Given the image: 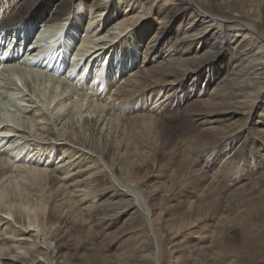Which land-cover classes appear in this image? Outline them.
Listing matches in <instances>:
<instances>
[{"label":"bare ground","instance_id":"obj_1","mask_svg":"<svg viewBox=\"0 0 264 264\" xmlns=\"http://www.w3.org/2000/svg\"><path fill=\"white\" fill-rule=\"evenodd\" d=\"M1 56L0 143L15 131L4 121L21 127L0 156V264H156L144 212L159 234L163 223L206 230L219 214L243 234L218 238L221 256L252 254L264 227V0H0ZM44 61L67 89L49 79L23 93L16 75ZM83 106L98 116L83 119L82 138L28 130ZM164 185L184 195L177 220ZM116 227L111 260L102 241Z\"/></svg>","mask_w":264,"mask_h":264},{"label":"rangeland","instance_id":"obj_2","mask_svg":"<svg viewBox=\"0 0 264 264\" xmlns=\"http://www.w3.org/2000/svg\"><path fill=\"white\" fill-rule=\"evenodd\" d=\"M104 1H110V0H104ZM154 4V3H153ZM155 5V4H154ZM81 7V9H83L82 8V5L80 6ZM79 7V8H80ZM78 8V9H79ZM138 10H140L141 11V7L138 9ZM147 17H149L147 20H152V23H154L155 24V19H154V17H153V15L152 14H148L147 16H146V18ZM85 20L86 19H84L83 20V23L85 22ZM68 24H69V22H68ZM182 26L183 27H185V26H187V24H186V21H184V23L182 24ZM137 28V27H136ZM138 29V28H137ZM130 32H132V30L130 29V31L129 32H127V33H129V34H131ZM149 33V32H148ZM128 34V35H129ZM147 34V33H146ZM150 34V33H149ZM149 34H147V36L148 37H150V35ZM34 36V35H33ZM146 36V35H145ZM145 36H143V37H145ZM148 37L146 38V40L145 41H147L148 40ZM78 41V39H76V41L74 42V44L76 43ZM28 42V40L25 42V44ZM74 44H73V46H74ZM142 49H143V46L141 47ZM70 52V51H69ZM74 58V56H71L70 57V61L72 60ZM49 64L50 63H47V61H44V63L42 64V65H44V66H46V67H40L41 69H37V70H39V71H36V72H34V77H32V75L30 76L29 74H27V76H25V78H23V79H21L20 77H18L17 75H16V72H15V75H16V79H15V81L17 82V85H18V87L20 88V89H23V93H28V91L26 90L27 89V87H26V84H28V85H30L31 87H33V86H35V84H37V85H39V84H41V83H44V82H46V81H44V80H49V79H51L50 81H48V84H50L49 86L50 87H48V88H52L51 86H53V84H56V86H57V90H58V92L60 91V89H67V85H65V84H62V83H60V85L62 84V87L61 88H58L60 85L58 84L59 83V75L58 74H61L62 73V69L61 70H59V73L57 74L58 76H55V75H52V74H49L50 75V77H48V73L50 72V71H48L47 72V69H50L51 67H49ZM84 63L82 62V64H81V66L83 65ZM51 65V64H50ZM48 67V68H47ZM30 68H33V67H30ZM89 69V67H88V65H87V70ZM86 71V70H85ZM14 73V72H13ZM18 74V73H17ZM45 74V75H44ZM14 75V76H15ZM61 75H63V74H61ZM42 76V77H41ZM20 78V79H19ZM31 78V79H30ZM41 79V80H40ZM20 80V81H19ZM23 80L25 81L26 80V82H28V83H26V82H23ZM40 80V81H39ZM43 80V81H42ZM53 81L55 82L56 81V83H53ZM20 82V83H19ZM22 85V86H21ZM33 85V86H32ZM36 85V86H37ZM25 86V87H24ZM22 87V88H21ZM24 87V88H23ZM66 87V88H65ZM48 88H46L48 91L46 92L47 94V96L49 95V91H50V89H48ZM103 89V88H102ZM102 89H100V90H102ZM26 90V91H25ZM245 92V91H244ZM191 93V92H190ZM189 93V95H195V92H192L191 94ZM239 93H241V92H239ZM253 93H254V91H253ZM74 91L71 89V88H69L68 89V91H67V94H66V97L68 96V97H70L71 99H73V97L75 98L76 97V95L74 96ZM46 95H44V97H42V98H40V100H41V103L43 104V105H45L46 104V102H47V100L49 101V99H50V97L48 98ZM182 95H184V93L182 94ZM183 97V96H182ZM2 107H3V109H2ZM4 108L7 110V108H9L8 106H6L5 107V105L3 106V105H1L0 104V112H2L3 110H4ZM194 109V107H192L191 105L190 106H188V109ZM82 110V112L80 111V112H78V113H75L74 115L73 114H71V112L69 111V112H65V113H63L64 115H62L61 114V112L60 113H58V114H53L52 112L53 111H50V112H46V115L43 113V119L40 121V122H36V123H34V121H31L32 123H28L27 124V127H28V130H30V134H33L36 130L37 131H40V133H42V132H45L44 133V136L45 137H52V138H56L55 140L57 141V143H60V142H62V143H64V144H67V142L68 141H66V140H64L65 138H66V136L68 135V134H72V132L73 133H75V138H82L83 136H84V134L86 135V134H88V133H86V131L85 130H87L85 127H84V124H83V119L87 116V117H96V115L97 114H95V113H89V111H86V110H83L84 109V106L81 108ZM262 111V110H261ZM84 112V113H83ZM52 113V114H51ZM70 113V114H69ZM261 115H262V117H263V120H264V112L262 111V113H260ZM46 117H45V116ZM54 115H55V117H54ZM103 115V114H102ZM98 116V115H97ZM248 119V120H247ZM249 119H250V117H248V118H244V121L243 122H245V121H249ZM6 122V123H5ZM7 123H9V124H7ZM39 124V125H34V124ZM3 125H6V126H10L13 130H15V131H13L12 133H11V135H9V136H6L5 137V139L3 140V141H1V143H0V156H4V154L6 155V153H8V151H11L12 149H11V147H12V145H11V143H13V142H11L10 140H12V138L15 136L14 135V133L21 127H19V128H17V126H12V123L10 122V120H8V122L7 121H4V123H3ZM246 125H247V123H246ZM1 126V125H0ZM15 129H14V128ZM17 128V129H16ZM23 128V127H22ZM30 128V129H29ZM37 128V129H36ZM38 128H40L39 130H38ZM24 129V128H23ZM33 129H34V131H33ZM36 129V130H35ZM79 131H80V133H79ZM81 134V135H79V134ZM46 134V135H45ZM18 136V135H17ZM26 136V135H25ZM61 136V137H60ZM64 136V137H63ZM78 136V137H77ZM12 137V138H11ZM62 137L64 138V139H62ZM58 139H60V140H58ZM25 139H21V143H23V142H25L24 141ZM62 140V141H61ZM248 140V139H247ZM60 141V142H59ZM93 141V139H90L89 140V145H90V142H92ZM243 141V142H242ZM249 141V140H248ZM244 142H245V140L242 138V139H240V141L238 142L239 143V145H243L244 144ZM21 143H16L15 145H19V144H21ZM258 143H259V141H258ZM245 144H247L248 145V142H246ZM84 146H85V144H83ZM10 146V147H9ZM254 146V145H253ZM252 146V147H253ZM200 147H202V148H200ZM207 146L205 145V143H199L197 146H196V150L198 149V150H204L205 148H206ZM247 147V146H246ZM10 148V149H9ZM83 148H85V147H83L82 146V149ZM87 149H90V147L89 148H86V150ZM2 152H4V153H2ZM2 153V154H1ZM55 157L56 156H58V154H56L55 153V155H54ZM222 157H224V156H222ZM58 158H60L59 156H58ZM206 159V158H205ZM56 160L58 161L59 159H56L55 158V162H56ZM207 161H210V157L209 158H207L206 160H203V161H201V162H206V164H207ZM205 164V165H206ZM217 166H215V168H216ZM256 172V176H259L261 173H264V168H261L259 171H255ZM258 173V174H257ZM258 178V177H257ZM210 178H207V181H206V184L204 185L205 187H206V185L208 184V180H209ZM165 180H167V178L166 179H164V181ZM167 183V181L165 182V184ZM209 185V184H208ZM207 185V186H208ZM210 186V185H209ZM208 186V187H209ZM214 185H212V186H210L209 188H211V189H213V190H215L214 189V187H213ZM164 188H165V192H166V195H167V197H169V198H172V200H171V202L169 203L170 204V206H171V208H168V213H167V218L168 219H171V220H177L176 219V217L178 216L177 215V213H178V211H180V208L181 207H184L185 208V198H184V195H183V193H181V192H178V190L177 191H174V192H172L171 190V188H169V186H167V185H164ZM209 188H207L206 187V191L208 192L210 189ZM189 189H187V191H188ZM164 192V191H163ZM164 192V193H165ZM186 192V191H185ZM174 193V194H173ZM180 193V194H179ZM196 193H200V191L199 192H196ZM195 193V194H196ZM209 193H211V192H209ZM174 195V196H173ZM210 195V194H209ZM191 196V195H190ZM196 197V196H195ZM178 198H180V199H178ZM228 198V197H227ZM182 199V200H181ZM194 200L196 199V198H193ZM237 198L235 197L234 199H232V200H236ZM180 201H182V202H180ZM177 202H178V204H177ZM206 206L207 205H204L202 208H201V210H200V212H204V210H205V208H206ZM176 207V208H175ZM229 207V206H228ZM232 207H233V204H232ZM227 208V207H226ZM225 208V211H227V212H229L230 210H228V209H226ZM142 213V212H141ZM180 213H182V212H180ZM5 215V214H4ZM216 215V216H215ZM215 215H213L212 217L213 218H210L209 220V222H212V223H209L210 225H212L213 223V225L212 226H210V228H209V226L206 228V230L205 229H203V227L202 228H199V232H194V227H197V225L196 226H194L193 228H182L181 230H178V232H175V230H174V228H169V229H167L168 227H166L165 226V224L163 223L161 226H163L162 228H163V231L161 232V234H159L158 232L156 233L155 232V230H156V228L158 227L157 225L156 226H154V222L152 221L151 222V218L149 217V214H146L145 212H144V214L142 213V217H141V219L144 221V224L146 225V228H147V230L148 229H150V230H148L147 232H148V234L149 235H151V236H153V237H151L154 241L152 242L153 243V245H154V249H155V251H156V255L158 256V259H159V261H157V257H156V264H264V227H258V226H256L257 228H259V230L257 231L258 232V234H256L255 233V236L254 237H256V238H254V237H252V238H254V239H252L253 241H252V244H253V249H251L249 252H252V254H249L248 252H246V253H244V251L243 250H240V253L239 254H237V256H236V258H234V255H232V253H230V254H225V256H221V253L219 252V250L217 251V246H218V244H217V241L218 240H220V239H218V238H220L221 237V239H223V238H226V239H228V240H234V241H240V239L242 238V233H239V231H238V228L237 229H231L230 227H231V224H229V222H227L226 220H224V223H221V224H219L218 222V220L220 219L219 218V214H215ZM6 216V215H5ZM215 216V217H214ZM221 217L223 216V215H220ZM8 217V219H10L9 221L11 222V223H14V221H13V219L10 217V216H7ZM204 218H201L200 219V222H199V220L198 221H196L195 222V224H198V225H200V224H202V225H204L206 222H207V219H204ZM149 221V222H148ZM204 221V222H203ZM148 223H150L151 225H149ZM204 223V224H203ZM207 225H208V223H206ZM151 226V227H150ZM215 226L217 227L218 226V228H217V230L215 229ZM220 226V227H219ZM222 226V227H221ZM127 227V226H126ZM149 227V228H148ZM198 227H200V226H198ZM117 228V227H116ZM114 228L112 231L111 230H109L110 231V233L108 234V235H106V237H105V239L102 241V244H103V246L105 247V250H107V252L110 254V256L108 257L109 259H111L112 257V259L111 260H113V259H116V257H115V255L118 253L116 250H115V248H117L116 246L114 247V244H113V242L115 243V241H113V240H111L112 239V237H116L115 235L114 236H112L113 234H115V232H116V234H117V232L120 230V228ZM220 228V229H219ZM116 229V231H114ZM202 229V230H201ZM211 229V230H210ZM236 230V231H235ZM238 231V232H237ZM151 232V233H150ZM217 232H219V237H216L217 236ZM231 233V234H230ZM124 236H126L127 238H129L130 237V235L129 234H125ZM199 236H200V238H199ZM37 237H38V235H37ZM111 237V238H110ZM126 237H124V238H126ZM30 239H32V237H30ZM260 239V240H259ZM187 241H189L187 244H185ZM112 243V244H111ZM121 242L119 241V242H117V244L116 245H119ZM111 244V245H110ZM156 244V245H155ZM11 245L13 246V247H15L16 246V243H11ZM22 245V244H21ZM110 245V246H109ZM23 246H25V247H22V248H20V249H18V251L17 252H21V253H23V250H27L28 249V246L27 245H23ZM108 247V248H107ZM24 248V249H23ZM32 248H35V247H32ZM158 250V251H157ZM196 250V251H195ZM190 251V252H189ZM182 252V253H181ZM181 253V254H180ZM188 253V254H187ZM189 253H190V255H189ZM15 254H16V252H15ZM14 253H10V255L12 256V257H14V255H15ZM111 255H112V257H111ZM180 255V256H179ZM188 255V256H187ZM183 256H185V257H183ZM176 257V258H175ZM191 257V258H190ZM214 257V258H213ZM217 257V258H216ZM38 258H40V259H42V257L40 256V255H38ZM180 258V259H179ZM176 259V260H175ZM192 259V260H191ZM227 260H229V261H227ZM248 260V261H247ZM193 261V262H192ZM215 261V262H214ZM239 261V262H238ZM187 262V263H186ZM209 262V263H208Z\"/></svg>","mask_w":264,"mask_h":264}]
</instances>
